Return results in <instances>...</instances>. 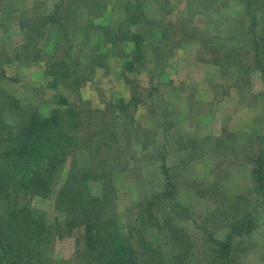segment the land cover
I'll return each mask as SVG.
<instances>
[{
  "label": "rangeland",
  "instance_id": "rangeland-1",
  "mask_svg": "<svg viewBox=\"0 0 264 264\" xmlns=\"http://www.w3.org/2000/svg\"><path fill=\"white\" fill-rule=\"evenodd\" d=\"M140 2L151 25L130 23L145 40V65L130 71L118 45L107 42L109 26L128 21V0H0V101L7 93L9 105L48 113L59 93L96 129L114 122L103 137L112 144L116 214L138 243L141 264H219L216 241L227 236L232 264H264V43L255 64L251 38L264 36V0H252L256 22L246 0ZM58 5L71 22L69 37L49 23L38 41L43 59H16L27 43L22 19L43 20ZM121 44L127 54L134 46ZM95 54L102 64L91 63ZM52 57L65 59L79 84L51 87ZM5 116L0 111L1 126ZM90 158L88 148L81 164ZM72 161L48 197L1 192L12 196L0 213L34 223L31 264H93L84 227L68 226L55 203ZM139 212L153 222L145 238Z\"/></svg>",
  "mask_w": 264,
  "mask_h": 264
},
{
  "label": "trees",
  "instance_id": "trees-1",
  "mask_svg": "<svg viewBox=\"0 0 264 264\" xmlns=\"http://www.w3.org/2000/svg\"><path fill=\"white\" fill-rule=\"evenodd\" d=\"M132 1L128 0V9L131 11L128 14V21H120L118 24L121 27L118 29L112 31V27L109 26L107 30L108 36L111 37L107 42L115 47L118 45L121 57L128 59L126 67L130 71L137 66L145 65L144 37L141 33L131 30L130 23L143 19L147 27L151 25V20L146 18L143 8L145 4L141 3V0H136L139 2L137 4ZM246 1V15L256 22L258 17L254 8L258 6L251 7L252 0ZM62 13L61 5H58L54 13L43 20L25 16L21 26L26 34L27 43L18 51L16 59H26L28 62L43 59L38 41L42 29L49 23L59 26L68 38L72 25L71 22H66L68 17ZM252 34L255 64L261 65L260 45L262 41L264 43V36L259 39L256 32ZM125 42H133L134 46L129 54L121 48V43ZM103 59L102 54H95L91 63L100 65ZM51 60L53 62L48 68L51 87L56 88L70 79L79 84V79L72 77L73 72L64 62L65 59L52 57ZM6 94L0 101V111L7 117L6 124L2 126L0 124V211L1 208L8 210L11 206L10 192L20 193L19 190H24L30 194L48 197L63 173L68 159L73 156L69 173L56 195L57 209L66 214L68 226L84 227L85 252L93 264H141L138 243L133 242L129 235L130 230L124 231L116 214V188L112 181L115 168L111 161L112 144L103 137L104 133H108L110 128L115 126L114 122L104 123L102 129L101 127L96 129L94 122H90L92 116L85 118L83 110L72 104L66 95L59 93L55 94L53 108L48 113L36 107L26 110L15 101L9 105L12 98ZM94 111L97 113L99 110ZM88 131L90 137L86 138L85 133ZM94 137L96 146L92 147L91 140ZM88 148L91 152V164L84 162L81 164L80 156L84 153L86 155ZM256 164L261 169L260 156L256 159ZM162 168L167 174L168 167L165 163ZM95 183L99 185L100 193L92 188ZM7 190L9 193L3 196L1 192L5 193ZM3 203L5 205H1ZM146 203L150 204V201ZM4 213H0V264H28L32 246L38 239L37 236L36 238L33 236L34 223L31 222L30 216L21 221L16 217L8 218ZM141 214L139 212L138 216L145 238L147 231L152 230L149 225H153V222L150 218H141ZM140 242L146 247L147 241L143 239ZM216 243L219 245L217 250L219 264H232L230 237L217 240Z\"/></svg>",
  "mask_w": 264,
  "mask_h": 264
}]
</instances>
